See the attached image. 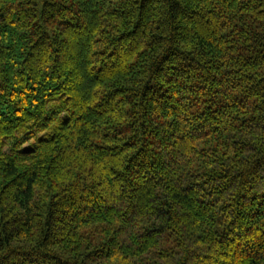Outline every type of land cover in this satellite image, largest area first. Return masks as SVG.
Instances as JSON below:
<instances>
[{
  "label": "trees",
  "instance_id": "trees-1",
  "mask_svg": "<svg viewBox=\"0 0 264 264\" xmlns=\"http://www.w3.org/2000/svg\"><path fill=\"white\" fill-rule=\"evenodd\" d=\"M0 264H264V0H0Z\"/></svg>",
  "mask_w": 264,
  "mask_h": 264
}]
</instances>
